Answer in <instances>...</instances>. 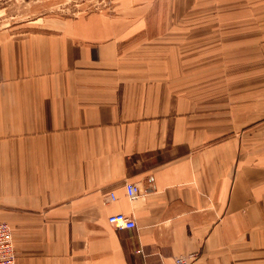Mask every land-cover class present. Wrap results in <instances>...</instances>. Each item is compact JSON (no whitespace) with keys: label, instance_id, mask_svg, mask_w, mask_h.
<instances>
[{"label":"crops","instance_id":"obj_1","mask_svg":"<svg viewBox=\"0 0 264 264\" xmlns=\"http://www.w3.org/2000/svg\"><path fill=\"white\" fill-rule=\"evenodd\" d=\"M115 6L0 30L17 264H264V0L224 2L168 47L144 1Z\"/></svg>","mask_w":264,"mask_h":264},{"label":"rangeland","instance_id":"obj_2","mask_svg":"<svg viewBox=\"0 0 264 264\" xmlns=\"http://www.w3.org/2000/svg\"><path fill=\"white\" fill-rule=\"evenodd\" d=\"M117 0H9L0 1V30L50 17H74L93 12H112ZM148 18L147 31L164 34L160 43L168 47L167 33L197 32L203 17L217 15L231 0H142ZM245 0H241L244 2ZM232 10V8H229ZM166 34V35H165Z\"/></svg>","mask_w":264,"mask_h":264},{"label":"built area","instance_id":"obj_3","mask_svg":"<svg viewBox=\"0 0 264 264\" xmlns=\"http://www.w3.org/2000/svg\"><path fill=\"white\" fill-rule=\"evenodd\" d=\"M126 194L131 200L137 199L140 196L138 185L135 183H127ZM111 196L115 200V195ZM108 222L118 229H134L136 227L135 220L125 214L112 215L109 217ZM193 258H195L194 254L180 256L175 259V264H190ZM0 264H17L13 229L6 222H0Z\"/></svg>","mask_w":264,"mask_h":264}]
</instances>
